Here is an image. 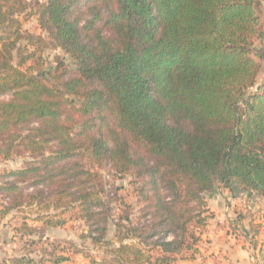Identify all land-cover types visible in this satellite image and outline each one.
<instances>
[{"label": "trees", "instance_id": "1", "mask_svg": "<svg viewBox=\"0 0 264 264\" xmlns=\"http://www.w3.org/2000/svg\"><path fill=\"white\" fill-rule=\"evenodd\" d=\"M259 8L260 0H0V158L30 157L0 182L4 213L36 207L46 225H84L80 245L46 260L178 264L201 252L213 216L206 193L221 184L264 197V88L250 91L261 67ZM24 16L45 36L26 30ZM49 43L76 62L70 74L58 63L52 82L33 65ZM106 164L114 178L132 175L135 205L106 189Z\"/></svg>", "mask_w": 264, "mask_h": 264}, {"label": "crops", "instance_id": "2", "mask_svg": "<svg viewBox=\"0 0 264 264\" xmlns=\"http://www.w3.org/2000/svg\"><path fill=\"white\" fill-rule=\"evenodd\" d=\"M259 9L260 28L264 31V0H260ZM254 48L261 67L250 90L260 92L264 88V39H257ZM206 199L213 216L202 234L201 252L178 264H264V197L240 186L226 188L219 184L206 193ZM13 246L0 242V264H20L14 262ZM45 263L55 264L48 260Z\"/></svg>", "mask_w": 264, "mask_h": 264}, {"label": "rangeland", "instance_id": "3", "mask_svg": "<svg viewBox=\"0 0 264 264\" xmlns=\"http://www.w3.org/2000/svg\"><path fill=\"white\" fill-rule=\"evenodd\" d=\"M33 1V0H28ZM45 1V0H41ZM260 9H258V14ZM24 28L31 33L36 35H44L42 30L38 26L36 17H29L26 19L24 16ZM17 59L15 60V63ZM32 62H29L30 65ZM58 63H62L64 67L69 69V73L74 72L76 69V62L61 48L56 47L52 43L40 52V62L34 64L36 70H40L44 74V78L49 82L54 81V75L56 73V67ZM251 91V90H250ZM9 95H3L1 100H7ZM30 157L27 154L24 155H12L9 158H0V175H4L0 178V182L12 179L11 176H5L9 171L18 169L22 167ZM100 171L103 175V182L106 189L117 190L119 195H122L126 201L135 205L136 197L132 194V188L130 181L133 179L132 175L128 174L122 176L121 178H114L113 172L110 169V165L106 164ZM255 193V192H252ZM2 198L0 194V242L10 243L13 246V252L16 258L25 256L33 259L31 264H44L47 262V258H53L55 255L60 253V248L66 243H75L80 245L82 240L80 234L84 229V225L80 221L69 220L65 225L59 227H48L35 219L38 210L36 207H25L23 210L13 209L4 213L7 208V202ZM109 207L112 212L117 214L122 210L120 205H117L111 196L109 199ZM60 212V211H59ZM61 217H69L70 213L66 212L64 214L60 213ZM26 217V218H25ZM26 221L29 227L35 228L34 234H29L28 230L23 227V223ZM72 260L65 262L64 264H83L86 260L83 259L81 255H73ZM21 264V263H20ZM27 264V263H23ZM46 264V263H45Z\"/></svg>", "mask_w": 264, "mask_h": 264}]
</instances>
